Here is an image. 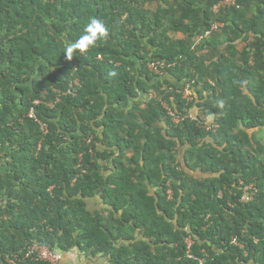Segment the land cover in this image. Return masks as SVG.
<instances>
[{"label":"trees","instance_id":"1","mask_svg":"<svg viewBox=\"0 0 264 264\" xmlns=\"http://www.w3.org/2000/svg\"><path fill=\"white\" fill-rule=\"evenodd\" d=\"M217 2L0 0V264L35 242L108 264H264V0ZM92 19L107 33L67 58ZM163 101L218 128L176 125Z\"/></svg>","mask_w":264,"mask_h":264},{"label":"built area","instance_id":"2","mask_svg":"<svg viewBox=\"0 0 264 264\" xmlns=\"http://www.w3.org/2000/svg\"><path fill=\"white\" fill-rule=\"evenodd\" d=\"M226 6H236L239 7V0H219V2L215 3L211 11L214 14H219L221 9ZM218 30V23L213 22L209 28L205 30L204 33L199 35L197 37V42L202 41L204 38H207L212 35L213 32H216ZM174 64H166V62H149L148 67L150 71L154 73L164 74L167 72L166 68H169L173 66ZM195 81H187L182 90V98L187 101V103L194 100V86ZM37 102V101H36ZM168 115L171 116L172 121L174 123H182L183 121L190 119L197 122V125L202 127L205 130H212L215 131L218 128L217 122H214L213 120L211 122H207L204 119V115H196L192 111H188L186 113H178L173 111L172 109H167ZM30 116H34L33 111H31ZM45 123L41 122V129L44 130ZM253 189V185H248L244 187V194L240 197V201L247 202L252 198L253 192L251 191ZM233 242L237 243L236 239L233 240ZM193 241L188 240V251L187 254L189 257H192L191 253V246ZM27 258H31L37 261H45L49 262V264H61L62 260V254L57 249H51L49 246L41 244V243H32L27 246V249L25 252L21 253H15L12 255L7 256V261L9 264H17V262L26 260Z\"/></svg>","mask_w":264,"mask_h":264},{"label":"clouds","instance_id":"3","mask_svg":"<svg viewBox=\"0 0 264 264\" xmlns=\"http://www.w3.org/2000/svg\"><path fill=\"white\" fill-rule=\"evenodd\" d=\"M85 32L87 33V35L86 36H84V37H81V40L80 41H76V42H73V43H71L69 46H68V48H67V50H66V52H65V56L67 57V58H69V59H71V52H72V50H74V49H77V48H79V49H81V50H84V48H85V44L84 43H82V41H84V40H86L87 41V46H93L94 44H95V42H96V40L99 38V37H101L102 35H105L106 33H107V29H106V27L102 24V22L101 21H99V20H97V19H92L91 21H90V23H89V25L87 26V28L85 29ZM205 32V31H204ZM211 36H209V37H207V38H204V39H208V38H210ZM203 39V40H204ZM196 40V46L195 47H197V46H199V44L203 41H200V42H197V38L195 39ZM217 45V44H216ZM217 47V46H216ZM98 58H101V56H99ZM174 65L176 64V63H173ZM173 65V66H174ZM77 70V69H76ZM166 75V74H165ZM191 81H195V83H194V86H195V89L197 88V83H196V80H191ZM207 81L211 84V85H213V86H215V82L214 81H212L211 79H207ZM78 83L79 84V79L77 78V77H75V79L71 82V83ZM187 81H185L184 83H183V85H181L182 87H181V90H182V88H183V86H184V84L186 83ZM202 85V84H201ZM167 88H170V89H172L173 90V88L172 87H167ZM195 98H194V100L193 101H191V102H189V103H187V101L185 100V99H183L182 98V95H181V98H182V100H184L185 101V104L186 105H188V104H192V103H195V102H197V101H199V96L197 97L196 95L194 96ZM37 101V102H36ZM34 103L35 104H37V103H39V100H35L34 101ZM169 104V103H168ZM170 106V105H169ZM164 108V107H163ZM171 108V107H170ZM165 110H166V112H167V107H165L164 108ZM173 111H175L173 108H171ZM31 111H33V114H34V109L33 108H31ZM31 111H30V114H31ZM189 111H192L194 114H196V115H206V117L208 118V119H211V121L213 120L214 122H217V118H216V116L215 115H213V114H210L209 112H201V110L200 109H196V106H192V109H190ZM175 112H178V113H181L180 111H175ZM168 114V113H167ZM168 116H170V115H168ZM209 116V117H208ZM171 117V116H170ZM171 121H172V118H171ZM173 122V121H172ZM208 122V121H207ZM44 123V122H43ZM174 123V122H173ZM46 124V123H45ZM174 124H176V125H178V124H180V123H174ZM217 124H218V122H217ZM241 184L243 183L242 181L240 182ZM252 185V184H251ZM245 186H248V185H244L243 186V194H244V187ZM167 195H168V197L169 198H171L172 197V190L171 189H168V191H167ZM188 240H192L193 241V239L190 237V236H187L186 238H185V244H186V255H187V257H189L188 256V254H187V251H188ZM234 240V239H233ZM194 244V241H193V243H192V245ZM191 248H192V246H191ZM54 249H56V248H54ZM61 254H62V259H63V253L59 250V249H57ZM191 253H192V249H191ZM189 258H195V254H193L192 253V257H189Z\"/></svg>","mask_w":264,"mask_h":264},{"label":"crops","instance_id":"4","mask_svg":"<svg viewBox=\"0 0 264 264\" xmlns=\"http://www.w3.org/2000/svg\"><path fill=\"white\" fill-rule=\"evenodd\" d=\"M250 37V41H251ZM246 45L245 41H238L237 42V48L242 49V47ZM99 206V205H98ZM99 208V207H97ZM64 262L66 264H108V260H104L100 257H92V256H86L82 253H79L77 250H72L71 252L67 253L63 257Z\"/></svg>","mask_w":264,"mask_h":264},{"label":"rangeland","instance_id":"5","mask_svg":"<svg viewBox=\"0 0 264 264\" xmlns=\"http://www.w3.org/2000/svg\"><path fill=\"white\" fill-rule=\"evenodd\" d=\"M181 36V35H180ZM172 37L173 38H176L177 37V35L175 34H173L172 33ZM223 49V47H221V50ZM165 75V74H164ZM168 76V75H167ZM160 82L162 83L161 85V89L163 90V89H165L166 91H168V92H173V90L172 89H170V88H167L168 87V85H167V83H165L164 82V77L163 78H160ZM164 90V91H165ZM198 88H196V89H194V91H193V93H194V95H196L197 97L198 96H200V93H198ZM167 93V92H166ZM144 96H151V93H144ZM174 96V95H173ZM149 98V97H148ZM174 98V97H173ZM162 106L165 108V107H167V108H170V106H169V104H168V102L167 101H163V104H162ZM171 109V108H170ZM202 112V111H201ZM206 112V111H205ZM207 112H208V110H207ZM203 113V112H202ZM209 117V116H208ZM204 119L206 120V121H208V122H211V119H208L207 117H206V115L204 114ZM45 126H44V131L46 132L48 129H47V124H44ZM263 136V135H262ZM184 147V146H183ZM183 147H180V148H183ZM193 174H196L197 176H204L201 172H199L198 171V169L196 170V171H193Z\"/></svg>","mask_w":264,"mask_h":264},{"label":"water","instance_id":"6","mask_svg":"<svg viewBox=\"0 0 264 264\" xmlns=\"http://www.w3.org/2000/svg\"><path fill=\"white\" fill-rule=\"evenodd\" d=\"M216 46H217L216 44H213V48H216Z\"/></svg>","mask_w":264,"mask_h":264}]
</instances>
